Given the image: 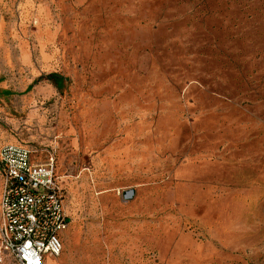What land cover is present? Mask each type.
I'll list each match as a JSON object with an SVG mask.
<instances>
[{"label":"rangeland","instance_id":"obj_1","mask_svg":"<svg viewBox=\"0 0 264 264\" xmlns=\"http://www.w3.org/2000/svg\"><path fill=\"white\" fill-rule=\"evenodd\" d=\"M28 13L7 15L0 145L51 150L97 264H264V0Z\"/></svg>","mask_w":264,"mask_h":264},{"label":"built area","instance_id":"obj_2","mask_svg":"<svg viewBox=\"0 0 264 264\" xmlns=\"http://www.w3.org/2000/svg\"><path fill=\"white\" fill-rule=\"evenodd\" d=\"M0 172V264L7 258L13 264H45L47 256L59 257L68 214L55 155L8 143L0 149Z\"/></svg>","mask_w":264,"mask_h":264},{"label":"crops","instance_id":"obj_3","mask_svg":"<svg viewBox=\"0 0 264 264\" xmlns=\"http://www.w3.org/2000/svg\"><path fill=\"white\" fill-rule=\"evenodd\" d=\"M29 5L30 0H0V48L9 47L7 44H5L6 41L4 40L9 38V36L12 34L11 30L14 27L13 22L7 20L8 13L14 11L16 8V12H18L20 18L21 27H23L26 22V18L29 15ZM0 90L2 91V94H5L4 91L9 89L0 88ZM36 117L37 119L39 118L38 116ZM8 143L16 142L9 140ZM31 148L38 150L45 149L36 147ZM45 156L46 154H40L38 158L43 159ZM1 189L2 177L0 172V197ZM125 191L127 192V190H124V192ZM131 191L133 193V190ZM124 198L129 197L124 196ZM100 231L101 230L99 229L98 223H94L92 227H88V229L81 228L79 227L78 219H72L70 216H68V227L60 234L63 243V251L59 257L47 256L45 259V264H97V261L100 260V258L98 259V241L101 239ZM6 264H13L12 260L7 258Z\"/></svg>","mask_w":264,"mask_h":264},{"label":"trees","instance_id":"obj_4","mask_svg":"<svg viewBox=\"0 0 264 264\" xmlns=\"http://www.w3.org/2000/svg\"><path fill=\"white\" fill-rule=\"evenodd\" d=\"M58 75L59 74H57V73H51L48 76H49V78H52V77H61L60 75L59 76ZM4 92H5V94H10L11 93V91H9V90H5Z\"/></svg>","mask_w":264,"mask_h":264},{"label":"bare ground","instance_id":"obj_5","mask_svg":"<svg viewBox=\"0 0 264 264\" xmlns=\"http://www.w3.org/2000/svg\"><path fill=\"white\" fill-rule=\"evenodd\" d=\"M131 194H132V191H131V190L127 191V195H126V197H129ZM124 196H125V195H124Z\"/></svg>","mask_w":264,"mask_h":264},{"label":"water","instance_id":"obj_6","mask_svg":"<svg viewBox=\"0 0 264 264\" xmlns=\"http://www.w3.org/2000/svg\"><path fill=\"white\" fill-rule=\"evenodd\" d=\"M124 195H125V196L127 195V192H126V191L124 192Z\"/></svg>","mask_w":264,"mask_h":264}]
</instances>
